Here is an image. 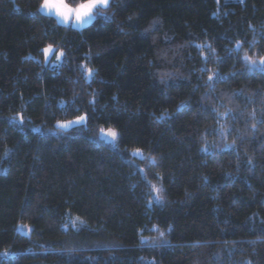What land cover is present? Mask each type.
I'll return each instance as SVG.
<instances>
[{
  "label": "trees",
  "instance_id": "obj_1",
  "mask_svg": "<svg viewBox=\"0 0 264 264\" xmlns=\"http://www.w3.org/2000/svg\"><path fill=\"white\" fill-rule=\"evenodd\" d=\"M42 1L0 0V264H264V0Z\"/></svg>",
  "mask_w": 264,
  "mask_h": 264
},
{
  "label": "snow or ice",
  "instance_id": "obj_2",
  "mask_svg": "<svg viewBox=\"0 0 264 264\" xmlns=\"http://www.w3.org/2000/svg\"><path fill=\"white\" fill-rule=\"evenodd\" d=\"M108 6L109 0H85V2L79 3L76 7H69V5L65 3V0H43V3L41 4V11L45 15H54L58 18L59 22L64 24H68L71 20L73 26H75L93 19L94 11ZM51 51V46L44 49L46 58ZM60 55H63V53ZM57 58L59 59V56ZM245 60L250 65L256 66V61L250 57L245 56ZM259 65L264 67V57L260 58ZM89 74H91V70H89ZM85 119L86 117L80 116L75 121L60 123L58 126L61 128H67L72 124L82 123ZM101 132L102 135L110 137L113 141L117 139L118 133L114 129H108L107 131L101 129ZM137 153H139V150H137ZM153 190L158 191V189L155 188Z\"/></svg>",
  "mask_w": 264,
  "mask_h": 264
},
{
  "label": "rangeland",
  "instance_id": "obj_3",
  "mask_svg": "<svg viewBox=\"0 0 264 264\" xmlns=\"http://www.w3.org/2000/svg\"><path fill=\"white\" fill-rule=\"evenodd\" d=\"M218 1H219V0H218ZM222 1H223V2H229V1H236V0H222ZM109 2H110V0H109ZM42 3H43V1H42ZM42 3H41V4H42ZM65 3H66V2H65ZM66 4H67V3H66ZM68 5H69V4H68ZM76 6H77V5H76ZM76 6L69 5V7H76ZM100 9H103V8H100ZM40 12L42 13V11H41V5H40ZM94 12H95V11H94ZM52 16L57 20V22H58L59 24H61V25H65V26H70V27H73V28H76V29H80V28H83V27L89 25V24L94 20V18H95V14H94V18H93V19L88 20L87 22L81 23V24H79V25H75V26H73V23H72L71 20L69 21L68 24H64V23L59 22V20H58L57 17H55L54 15H52ZM49 47H50V45L46 46L45 48H49ZM45 48H44V49H45ZM44 49H43V62H44V64L50 66L51 68H56V67L61 63V61H62V59H63V55H60V54L63 53V52H62L61 50H58V49L54 48L53 46H51L52 51L48 54V56H47V58H46V57H45V54H44ZM58 56H59V59L57 58ZM81 116H84V117H85V115H81ZM79 117H80V116H79ZM77 118H78V117H76V118H74V119H71V120L58 122V123H56V128H57L58 130H63V131H64V130H68V129L72 128V127H75V126H79V125H84V124H85L86 119H85V121H83L82 123H79V124H72L70 127H67V128H61V127L58 126V124H60V123H68V122H71V121H75ZM101 129L107 131L108 129H114V128H100V130H99V132H98V138H99L100 140H102V141H104V142H107V143H110V144H114V143L117 141L118 136H117V139L113 141L110 137H106V136L102 135ZM114 130L118 133V131H117L116 129H114ZM134 154L137 155V156H140V153L135 152ZM153 196H154V197L157 196V195H156V191H154V190H153ZM152 198H153V197H152ZM74 222L77 223L79 226L82 225V224H81L80 222H78L77 220H75ZM16 229H17V232L22 233V234H25V235L29 234V231H30V227H28V226H24V225H18Z\"/></svg>",
  "mask_w": 264,
  "mask_h": 264
}]
</instances>
